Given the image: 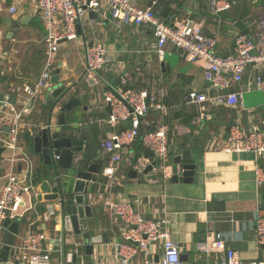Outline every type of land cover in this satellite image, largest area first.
Masks as SVG:
<instances>
[{"label":"crops","instance_id":"1","mask_svg":"<svg viewBox=\"0 0 264 264\" xmlns=\"http://www.w3.org/2000/svg\"><path fill=\"white\" fill-rule=\"evenodd\" d=\"M12 1L0 0V62L3 66L0 73V100L8 99L20 109L21 88L26 84L33 85L43 69L45 31L39 14L32 5L27 2L17 3V11L10 13L8 6ZM153 1L136 0L137 5L142 8L149 7V3ZM178 1L176 4L168 0H155V13L170 24L177 25L188 19L199 22L205 34L216 37V52L220 56L233 53L238 33L247 34L254 40H264V0H235L236 3L241 1L236 10L231 9L218 16L210 14L208 0ZM82 23L80 30L86 40L104 44L112 57L114 65L106 71V82L116 85L121 74L127 78L130 88L158 91L162 94L166 109L162 112H150L142 124L145 130H152V126L155 129L162 123L168 128L167 176L149 171L144 172V177L137 176L134 171L135 174H132L129 158L123 157L117 166V184L107 185L102 169L109 160L101 143L112 128L108 124L105 130L99 127L100 122L107 118V111L96 97V93L103 95V84L96 81L88 83L86 77L80 78L85 69L82 36L62 41L58 52L61 50L64 53L57 55L56 71L59 73V82L69 87V94L78 101L66 113L67 124L79 127L85 122L90 141H86L83 151L89 158L100 160L101 164L98 179L90 184L85 195V203L90 205L93 215L88 221V227L91 235L98 236L99 243L93 244L91 255L85 254L78 237L76 247L79 248L76 252L73 248L66 249L65 254L59 252L60 249L54 251L51 230L57 232L61 228V210L58 206L55 216L45 219L46 208L53 202L37 199L39 195H43L38 186L45 177L39 178L41 165L35 155L27 150L28 141L24 134L31 129L30 126L29 130H22L16 149H4L0 154V190L7 183L10 173L21 178L26 176L32 185L30 195L24 198L26 211L18 221L19 231L15 235L13 247L20 245L28 232L40 231L46 236L44 246L52 252V264L63 261L65 264H113L114 243L120 242L121 223L106 209L104 201L137 198L139 202L135 207L143 216L167 220L165 229L179 245L185 264L219 263L223 253L214 249L208 252L202 249L204 243L212 245L215 235H222L224 246L235 251L243 260L264 257V251L257 244L254 234L255 210L258 201L264 202V187L258 188L256 185L254 169L256 164L264 165V158L256 160L251 152L235 154L221 150L227 129L235 121L239 120L245 130L254 124L264 128V95L251 87L256 76L252 68L247 69L241 84H233L232 89L241 86L242 95L246 94V100L253 103V108L211 107L209 118L202 125H197L193 122L197 107L188 103L186 97L189 91L205 90L208 86L199 63L185 61L180 51L170 46H167L165 54L169 59L164 57L160 60L150 29L130 23H118L106 7L97 12V17L87 13ZM71 41L75 42L73 47L64 44ZM75 48L79 50L74 52ZM50 89H53V85ZM44 95L45 92L37 96L33 106L24 111V121L29 124L33 121L41 127L46 125V111L42 109ZM2 108L5 107L0 105V109ZM54 113L51 123L52 128L56 129V109ZM94 139L97 141H93ZM97 144L99 148L96 152L91 150L90 156L85 150H90ZM135 146L136 144L132 149ZM177 157L178 161L175 160ZM183 164L194 165L191 181L183 183L169 179L180 171ZM68 190L71 188L66 187V191ZM5 234L6 231L3 236ZM74 245L72 243L70 247ZM72 253H77V257ZM16 255L8 256L0 264H11Z\"/></svg>","mask_w":264,"mask_h":264},{"label":"built area","instance_id":"2","mask_svg":"<svg viewBox=\"0 0 264 264\" xmlns=\"http://www.w3.org/2000/svg\"><path fill=\"white\" fill-rule=\"evenodd\" d=\"M27 2L39 14L44 28L43 69L33 85H23L20 94L21 108L18 109L8 99L0 100V147L16 149L22 130H29L31 124L24 121V111L31 108L37 96L52 87L51 76L57 70L56 58L59 45L63 40H75L79 34L83 38L85 77L103 84V100L107 111L105 119L112 130L101 143L108 155V164L102 169V176L108 186L117 184V166L123 157L129 158L130 169L137 176L144 177V171L150 165V173H160L166 177L168 163V128L159 124L153 130L143 128V120L150 112H162L166 109L164 99L158 91L130 88L125 75L118 76L116 85L104 80L106 71L112 64V57L104 44L86 40L82 21L89 11L98 12L106 7L118 23H130L150 29L154 38L155 51L160 60L164 58L167 46L177 48L187 62L199 63L203 68V77L208 83L205 90H191L186 101L197 107L193 122L202 125L209 118L210 108L225 106L243 109L242 92L232 89L239 86L249 67L256 74L251 87L264 93V40H254L249 35L238 33L235 36L233 53L220 56L216 52V37L207 35L202 25L193 20H184L177 25L163 21L151 7H139L136 0H13L8 6L10 13L17 11L16 4ZM155 3V0L152 4ZM234 0H208L210 14L218 16L229 10ZM3 71L0 62V73ZM8 127V130L5 128ZM139 144L137 152L134 144ZM149 150L151 160L144 155ZM225 153L251 152L256 160L264 158V128L252 125L245 130L241 122L235 121L227 129V135L221 144ZM127 155V156H126ZM255 183L264 187V165L254 169ZM170 179V177H169ZM31 180L8 174L7 183L0 190V242L5 229L3 221L8 217L19 221L26 211L25 197L32 190ZM29 182V183H28ZM139 200L106 199L104 205L121 223L120 242H115V262L113 264H185L180 259V247L170 238L165 229L167 220L143 216L135 207ZM59 203L49 204L44 213L45 219H51L58 210ZM255 240L264 251V202L258 201L255 210ZM43 232L30 231L20 245L14 247L17 257L11 264H52L51 250L46 249ZM154 247V250L152 249ZM157 248V250H156ZM204 251L212 249L223 253L219 263L215 264H264L260 259L243 260L230 248L224 246L222 235H215L211 246L206 243ZM60 252V250H59ZM157 255V262L155 256ZM65 264V262H60Z\"/></svg>","mask_w":264,"mask_h":264},{"label":"water","instance_id":"3","mask_svg":"<svg viewBox=\"0 0 264 264\" xmlns=\"http://www.w3.org/2000/svg\"><path fill=\"white\" fill-rule=\"evenodd\" d=\"M149 7L155 11V5L152 2L149 3ZM88 14L97 17L96 12L89 11ZM84 77L85 69L80 78ZM50 81L53 89L45 91V101L42 105V109L46 111L44 116L46 125L41 127L32 121L31 129L24 134V138L28 141L27 150L35 155L41 165L38 172L39 178L45 177L38 186L43 195H39L37 199L43 198L47 202L60 204L61 228L57 232L51 230L54 236L51 241L55 245L54 251L60 249L63 254L66 249L73 248L76 252L79 248L76 247V237H78L85 254L91 255L92 246L99 243V239L98 236L91 235L88 227V221L93 215L92 208L85 203V195L89 191L90 184L98 179L101 164L89 158L83 151L87 134L85 122L79 127L67 124L66 113L77 105L78 101L69 94L70 88L59 82L57 71L51 76ZM87 82L94 83L95 80L87 78ZM55 109L57 110V128L53 129L51 118L55 114ZM5 129L8 130V127ZM3 151L4 148L0 147V154ZM144 155L153 159V154L149 150H145ZM182 155L184 157V153ZM175 160L178 161L179 157ZM180 168V171L170 179L183 183L190 182L194 173V165L183 164ZM150 170L151 167L148 165L144 172L147 173ZM130 172L135 174L132 170ZM66 187L71 190L66 191ZM3 228L6 234L0 242V261H6L8 256L13 257L17 253L13 243L19 231V222L7 217L3 221ZM72 243L75 244L74 247H70ZM72 255L77 257V253H72ZM180 259L183 261L182 255ZM155 261L157 262V255Z\"/></svg>","mask_w":264,"mask_h":264},{"label":"rangeland","instance_id":"4","mask_svg":"<svg viewBox=\"0 0 264 264\" xmlns=\"http://www.w3.org/2000/svg\"><path fill=\"white\" fill-rule=\"evenodd\" d=\"M235 1V0H234ZM84 28H85V26H84ZM86 31V30H85ZM86 34H87V31H86ZM88 35H89V33H88ZM79 36H80V34H79ZM90 36V35H89ZM79 38V37H78ZM64 44H67L68 46H74V44H75V42H73V41H71V42H64ZM79 50V48H75V51L74 52H77ZM59 54L60 53H64V51H59L58 52ZM58 53H57V55H58ZM166 54V53H165ZM164 57H165V59L166 60H168L169 58H168V56H165L164 55ZM33 62H35V60L33 61ZM34 66H35V63H32ZM111 65H114V63H112ZM111 65H110V67H111ZM95 87H92V89H94ZM258 92H261V91H259V90H257ZM102 94V93H101ZM261 94L262 95H264L262 92H261ZM96 97L98 98V99H100V103L102 104V105H104V100H103V95H100V93L98 94V93H96ZM243 100H244V102H243ZM242 105H243V108L244 109H247V110H249V109H252L253 107V103L251 102V101H249V100H246V94H245V96H244V94L242 95ZM155 117H157V116H155ZM92 126V125H91ZM102 130H105L106 128H108V125L106 124V122L105 121H101L100 122V126H99ZM95 128H96V126H95ZM99 129V128H98Z\"/></svg>","mask_w":264,"mask_h":264},{"label":"trees","instance_id":"5","mask_svg":"<svg viewBox=\"0 0 264 264\" xmlns=\"http://www.w3.org/2000/svg\"><path fill=\"white\" fill-rule=\"evenodd\" d=\"M168 2H173V3H178L179 1L178 0H168ZM239 5H241V1H239L238 3H236V4H234V5H232V7L229 9V10H231V9H237V7L239 6ZM229 10H227V11H229ZM226 12V11H225ZM224 13V12H223ZM222 14V13H221ZM220 14V15H221ZM245 32V31H244ZM256 40V39H255ZM154 126H152L150 129H154L153 128ZM101 143V142H100ZM135 150L137 151V152H139L140 150H141V147H140V145L137 143L136 144V146H135Z\"/></svg>","mask_w":264,"mask_h":264},{"label":"flooded vegetation","instance_id":"6","mask_svg":"<svg viewBox=\"0 0 264 264\" xmlns=\"http://www.w3.org/2000/svg\"><path fill=\"white\" fill-rule=\"evenodd\" d=\"M86 141H90L89 139H88V136H87V134H86ZM86 141H85V143H86ZM93 141H97V140H93ZM84 143V144H85ZM91 144V143H90ZM86 146H87V144L85 145V148H86ZM99 148V144H97V145H95L94 147H92L91 149L90 148H88V149H90V150H85V151H87V153H89V155L91 156V154H92V151L91 150H93V151H95L96 152V150ZM95 149V150H94ZM100 157V156H99ZM102 157V156H101ZM100 157V158H101ZM98 159V158H97ZM102 159V158H101ZM100 161V160H99Z\"/></svg>","mask_w":264,"mask_h":264}]
</instances>
